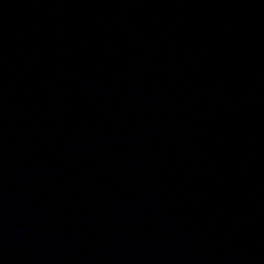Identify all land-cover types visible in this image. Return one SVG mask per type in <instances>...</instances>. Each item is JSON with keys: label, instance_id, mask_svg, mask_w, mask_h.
I'll list each match as a JSON object with an SVG mask.
<instances>
[{"label": "water", "instance_id": "water-1", "mask_svg": "<svg viewBox=\"0 0 264 264\" xmlns=\"http://www.w3.org/2000/svg\"><path fill=\"white\" fill-rule=\"evenodd\" d=\"M0 264H264V0H0Z\"/></svg>", "mask_w": 264, "mask_h": 264}]
</instances>
